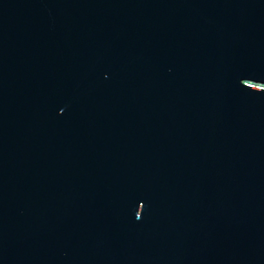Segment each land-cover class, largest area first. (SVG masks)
<instances>
[{"label": "water", "instance_id": "95a60500", "mask_svg": "<svg viewBox=\"0 0 264 264\" xmlns=\"http://www.w3.org/2000/svg\"><path fill=\"white\" fill-rule=\"evenodd\" d=\"M0 264H264V0H0Z\"/></svg>", "mask_w": 264, "mask_h": 264}]
</instances>
